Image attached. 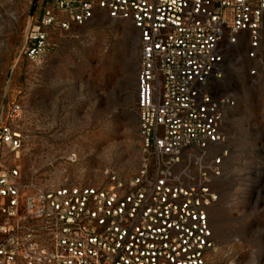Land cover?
I'll list each match as a JSON object with an SVG mask.
<instances>
[{
	"label": "built area",
	"instance_id": "built-area-1",
	"mask_svg": "<svg viewBox=\"0 0 264 264\" xmlns=\"http://www.w3.org/2000/svg\"><path fill=\"white\" fill-rule=\"evenodd\" d=\"M29 25L25 53L34 60L56 44L52 29L84 25L99 11L139 32L137 108L142 142L139 172L111 184L43 188L20 168L0 162V264H212L220 246L212 209L224 172V66L242 40L264 74V0H53ZM20 104L0 117V142L19 151L14 125ZM75 157V156H74ZM228 264H240L230 249Z\"/></svg>",
	"mask_w": 264,
	"mask_h": 264
},
{
	"label": "rangeland",
	"instance_id": "rangeland-1",
	"mask_svg": "<svg viewBox=\"0 0 264 264\" xmlns=\"http://www.w3.org/2000/svg\"><path fill=\"white\" fill-rule=\"evenodd\" d=\"M53 6V0H0V117L7 122L13 104L23 111L14 123L23 134L19 156L0 142V162L43 188L105 187L112 172L129 180L143 156L139 32L99 11L84 25L52 29L56 46L31 59L28 27ZM246 50L242 40L224 66L223 88L236 103L225 109L226 142L212 149V155L228 151L215 183L220 201L212 221L220 250L212 264H228L230 249L241 254L240 264H264V74L248 75L255 61Z\"/></svg>",
	"mask_w": 264,
	"mask_h": 264
}]
</instances>
